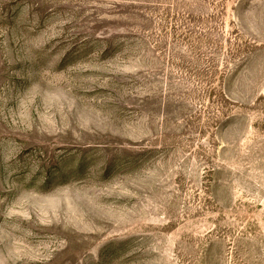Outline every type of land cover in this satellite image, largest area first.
<instances>
[{"label": "rangeland", "instance_id": "rangeland-1", "mask_svg": "<svg viewBox=\"0 0 264 264\" xmlns=\"http://www.w3.org/2000/svg\"><path fill=\"white\" fill-rule=\"evenodd\" d=\"M0 264H264V0H0Z\"/></svg>", "mask_w": 264, "mask_h": 264}]
</instances>
